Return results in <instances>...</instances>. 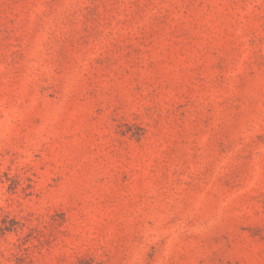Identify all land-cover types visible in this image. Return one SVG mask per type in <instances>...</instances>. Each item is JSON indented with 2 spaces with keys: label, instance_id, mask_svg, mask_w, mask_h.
I'll return each mask as SVG.
<instances>
[{
  "label": "rangeland",
  "instance_id": "rangeland-1",
  "mask_svg": "<svg viewBox=\"0 0 264 264\" xmlns=\"http://www.w3.org/2000/svg\"><path fill=\"white\" fill-rule=\"evenodd\" d=\"M264 264V0H0V264Z\"/></svg>",
  "mask_w": 264,
  "mask_h": 264
},
{
  "label": "trees",
  "instance_id": "trees-1",
  "mask_svg": "<svg viewBox=\"0 0 264 264\" xmlns=\"http://www.w3.org/2000/svg\"><path fill=\"white\" fill-rule=\"evenodd\" d=\"M80 264H94L93 262H81Z\"/></svg>",
  "mask_w": 264,
  "mask_h": 264
}]
</instances>
